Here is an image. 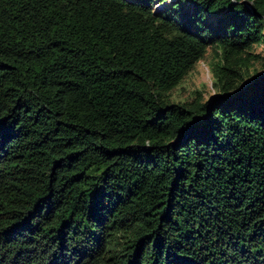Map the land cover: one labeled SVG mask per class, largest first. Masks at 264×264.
I'll use <instances>...</instances> for the list:
<instances>
[{
	"label": "trees",
	"instance_id": "trees-1",
	"mask_svg": "<svg viewBox=\"0 0 264 264\" xmlns=\"http://www.w3.org/2000/svg\"><path fill=\"white\" fill-rule=\"evenodd\" d=\"M166 2L0 0V264H264V0Z\"/></svg>",
	"mask_w": 264,
	"mask_h": 264
},
{
	"label": "rangeland",
	"instance_id": "rangeland-1",
	"mask_svg": "<svg viewBox=\"0 0 264 264\" xmlns=\"http://www.w3.org/2000/svg\"><path fill=\"white\" fill-rule=\"evenodd\" d=\"M167 0L166 3H169ZM157 7V5H156ZM210 56L200 61L195 69L188 75L182 86L174 93V97L181 100H190L195 97V92L206 99L214 93L212 87V75L209 69Z\"/></svg>",
	"mask_w": 264,
	"mask_h": 264
}]
</instances>
